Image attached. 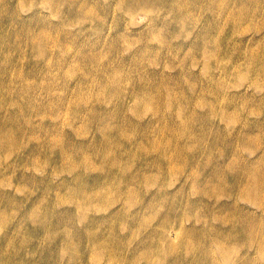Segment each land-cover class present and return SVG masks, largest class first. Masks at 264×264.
I'll return each mask as SVG.
<instances>
[{
	"label": "rangeland",
	"instance_id": "374dc122",
	"mask_svg": "<svg viewBox=\"0 0 264 264\" xmlns=\"http://www.w3.org/2000/svg\"><path fill=\"white\" fill-rule=\"evenodd\" d=\"M143 1L0 0V128L24 146L0 162L4 264H264V0Z\"/></svg>",
	"mask_w": 264,
	"mask_h": 264
},
{
	"label": "bare ground",
	"instance_id": "6f19581e",
	"mask_svg": "<svg viewBox=\"0 0 264 264\" xmlns=\"http://www.w3.org/2000/svg\"><path fill=\"white\" fill-rule=\"evenodd\" d=\"M48 1H52V0H48ZM143 1V0H142ZM24 2L26 3V0H24ZM145 2V1H143ZM132 1H127L126 3L122 4V8H126L128 7L129 9H132L131 7ZM186 16H189V14H187ZM7 58V56H5ZM117 76L112 77V80L110 82H108L109 84L113 85V86H117ZM35 107L37 110H41L42 109V105L40 103H34L33 101H30L27 106L23 107L22 110L23 112H27L29 110H31V108ZM18 111V108L15 109V112ZM103 137H100L99 140L105 145L107 146V148H109V150H112L111 147L108 145L110 144V139L105 136L104 134H101ZM48 147H52L53 144L49 143L47 145ZM24 146L20 143V141L17 139L16 137V132L15 130L9 128V127H1L0 128V156L2 157L0 159V162L3 160V162H9L10 158L15 154L18 153L19 151L22 150ZM136 148H134L132 151L136 150ZM112 151H110L109 153H111ZM106 155V154H105ZM54 162H59V164L62 165L63 168H69L70 171H72V174L75 175L76 174V169L79 165L84 164L86 162H88L90 164V162L87 159L84 158H80L77 159L76 161H74L73 163L68 161L67 158H63L62 160H56L54 159L51 155L47 156L46 159V165H50L53 164ZM9 164V163H8ZM12 166H16V163H11ZM262 166L264 167V160H262ZM123 168V167H122ZM230 171H232V169H230ZM240 176H247L246 171H240ZM250 178L254 181L257 182L259 184V186H264V170L260 169V168H256L253 172V174L249 175ZM200 180L198 182V187L199 188H204L206 186L208 187H214V190H218V189H224L225 187L220 185L218 182H212L210 183L208 181V178L204 177V176H200ZM215 180V177L213 178ZM197 183V180H196ZM86 188L88 189L89 193L86 194L83 189L81 190L79 187H75L74 189H72V192H70L72 195H74L75 197L79 198L82 202L86 203L87 205L92 206L91 202L88 199H92V198H96L98 200V202L96 204H94L93 206H97V207H102L104 206V203H101V201L104 199V197L102 195H100L96 189H92L90 188V183L87 182L86 183ZM207 190H201L202 194H206ZM1 198L5 201H9L10 199L5 195V193H3L2 195H0ZM106 198V196H105ZM223 206L228 209L227 203L223 204ZM11 211H14V209L11 206H7L4 207L0 201V221H4L8 216L9 213ZM32 216V220L34 223V228L35 229H40V230H46L47 229V224L46 221H48V219L50 218V212L48 211H44L41 208H36L34 210L31 211V213H29L28 217ZM248 216V215H247ZM26 218L25 220H28L29 218ZM241 217L243 216H235L233 215L232 218L234 219L233 221L235 222V226H240V230L236 232V235L234 236H240V237H245V231L248 228V224L245 221H241ZM51 233H55V230H51ZM69 238H70V234H69ZM26 245V241L21 242L15 249L24 247ZM109 246H103L101 247V249H106ZM14 249V252H16V250ZM24 251H28V253L33 254L34 253V249H32L31 245L27 246L26 249ZM260 251L261 253H264V245H262L260 247ZM1 252V249H0ZM14 255H18V254H14ZM37 259L34 258V256H29L26 259L25 264H30L33 261H36ZM17 261L13 260L10 261L9 259L7 260V264H17ZM0 264H4V262L1 260L0 258ZM40 264H44L43 262H41Z\"/></svg>",
	"mask_w": 264,
	"mask_h": 264
}]
</instances>
